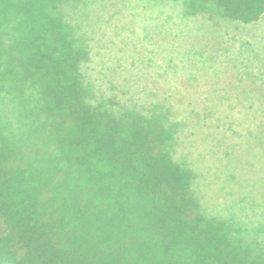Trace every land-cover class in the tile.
Returning <instances> with one entry per match:
<instances>
[{
	"label": "trees",
	"instance_id": "1",
	"mask_svg": "<svg viewBox=\"0 0 264 264\" xmlns=\"http://www.w3.org/2000/svg\"><path fill=\"white\" fill-rule=\"evenodd\" d=\"M93 2L0 0V264H264V226L208 214L264 210V182L250 186L264 131L247 138L264 105L232 100L220 134L215 110L192 123L190 107L177 121L170 107L146 115L106 98L88 68L94 32L70 11ZM186 4L264 22V0Z\"/></svg>",
	"mask_w": 264,
	"mask_h": 264
},
{
	"label": "rangeland",
	"instance_id": "2",
	"mask_svg": "<svg viewBox=\"0 0 264 264\" xmlns=\"http://www.w3.org/2000/svg\"><path fill=\"white\" fill-rule=\"evenodd\" d=\"M187 1L95 0L84 15L72 8L70 11L79 13V17L73 15L74 24L94 32L88 34V68L93 84L106 98L146 115L170 107L177 121L190 107L185 117L192 123L198 115H212L215 110L218 118L209 121L214 130L210 133L216 132L213 125L218 123L223 132L216 133L226 134L223 117L236 116L239 111V107L229 105L232 100L237 105L248 100L264 105V87L252 83V77L259 74L264 81V22L247 29L234 26L210 17L213 9L193 6L199 8L195 10ZM200 10L208 13L205 18L198 14ZM198 126L188 134H199ZM248 127L253 133L247 135L252 145L264 131V120L262 123L253 117ZM201 137L206 139L208 133ZM263 182L264 173H255L250 186H262ZM249 210L217 206L208 214L237 217V224L249 231L252 227L261 229L264 210ZM257 234L264 237V228Z\"/></svg>",
	"mask_w": 264,
	"mask_h": 264
}]
</instances>
